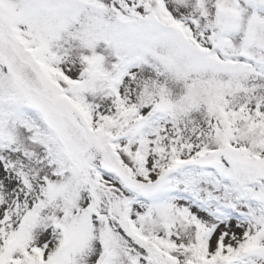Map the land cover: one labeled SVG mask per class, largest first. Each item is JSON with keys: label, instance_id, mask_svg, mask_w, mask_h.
Returning a JSON list of instances; mask_svg holds the SVG:
<instances>
[{"label": "snow or ice", "instance_id": "obj_1", "mask_svg": "<svg viewBox=\"0 0 264 264\" xmlns=\"http://www.w3.org/2000/svg\"><path fill=\"white\" fill-rule=\"evenodd\" d=\"M0 264H264V0H0Z\"/></svg>", "mask_w": 264, "mask_h": 264}]
</instances>
